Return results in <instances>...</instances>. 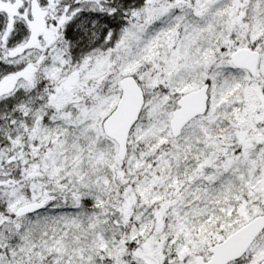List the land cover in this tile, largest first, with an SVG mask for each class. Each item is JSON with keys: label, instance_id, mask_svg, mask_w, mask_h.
Returning <instances> with one entry per match:
<instances>
[{"label": "snow or ice", "instance_id": "snow-or-ice-1", "mask_svg": "<svg viewBox=\"0 0 264 264\" xmlns=\"http://www.w3.org/2000/svg\"><path fill=\"white\" fill-rule=\"evenodd\" d=\"M0 264H264V0H0Z\"/></svg>", "mask_w": 264, "mask_h": 264}]
</instances>
